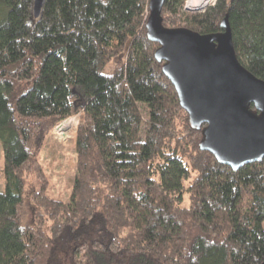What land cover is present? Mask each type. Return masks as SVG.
<instances>
[{
  "label": "trees",
  "instance_id": "obj_1",
  "mask_svg": "<svg viewBox=\"0 0 264 264\" xmlns=\"http://www.w3.org/2000/svg\"><path fill=\"white\" fill-rule=\"evenodd\" d=\"M45 1L36 18L34 0H0V264H262L264 159L233 170L201 149L148 38L150 0ZM185 3L165 0L164 26L217 33L228 15L264 79V0ZM79 113L65 201L40 152Z\"/></svg>",
  "mask_w": 264,
  "mask_h": 264
},
{
  "label": "water",
  "instance_id": "obj_2",
  "mask_svg": "<svg viewBox=\"0 0 264 264\" xmlns=\"http://www.w3.org/2000/svg\"><path fill=\"white\" fill-rule=\"evenodd\" d=\"M45 0H34L35 17ZM165 0H150L148 38L159 43L156 59L174 84L200 147L238 170L264 159V79L238 58L228 15L224 30L202 34L163 24ZM254 107L252 108V106ZM264 264V262L262 263Z\"/></svg>",
  "mask_w": 264,
  "mask_h": 264
},
{
  "label": "rangeland",
  "instance_id": "obj_3",
  "mask_svg": "<svg viewBox=\"0 0 264 264\" xmlns=\"http://www.w3.org/2000/svg\"><path fill=\"white\" fill-rule=\"evenodd\" d=\"M215 1V2H214ZM219 0H213L211 2L208 3V6L205 8L208 9L211 6H215L216 2H218ZM187 2V0H186ZM212 2H214L212 4ZM186 6V3H185ZM198 9V8H197ZM203 9V8H200ZM185 10L187 11H191V12H195L196 10H190L185 8ZM205 10L203 12H205ZM199 12V11H197ZM115 63L110 64L107 69L106 72L109 74L113 71L114 67H115ZM79 116L80 113L78 114V116L75 117H70L72 119H74V123L72 125V127L68 128L71 124L69 123L67 125L68 130L66 131V135H64L61 131H58V126L56 128H54L51 131V134H49V136L46 138V144L43 147V149L40 152V162L42 163V165L44 166L47 174L50 176L51 178V186L52 189L50 191V194H52V196L60 199L62 198L65 201H70L71 198V192L73 190L74 187V181L76 178V170H77V152L75 150V136L77 134V127L79 125ZM67 118V119H70ZM4 165V159H3V154L1 151V147H0V190L4 188V181L2 178V168ZM28 187L29 190H33L34 187V179L30 178L29 182H28ZM96 228V227H95ZM97 229H99L97 227ZM93 238H100L101 234L98 233V231L94 230L93 232ZM66 246V245H65ZM109 253H105V254H100L99 255V260L100 264H117L119 261H116L111 259L110 261L107 259L109 258ZM124 260H121V263L118 264H127L128 261H130V259L127 258H121ZM64 264H72L75 263L74 259L72 258L71 260H67L66 258L63 260Z\"/></svg>",
  "mask_w": 264,
  "mask_h": 264
},
{
  "label": "bare ground",
  "instance_id": "obj_4",
  "mask_svg": "<svg viewBox=\"0 0 264 264\" xmlns=\"http://www.w3.org/2000/svg\"><path fill=\"white\" fill-rule=\"evenodd\" d=\"M213 0H187L185 8L190 9V10H196L195 12H203L205 8L207 7L206 5ZM215 2V1H214ZM212 2V4L214 3ZM205 7V8H204ZM198 8V9H197ZM204 8V9H200ZM71 124L68 128L72 127L74 120L68 119L66 123L62 126L61 130H68L67 125ZM234 170V169H233Z\"/></svg>",
  "mask_w": 264,
  "mask_h": 264
},
{
  "label": "built area",
  "instance_id": "obj_5",
  "mask_svg": "<svg viewBox=\"0 0 264 264\" xmlns=\"http://www.w3.org/2000/svg\"><path fill=\"white\" fill-rule=\"evenodd\" d=\"M73 117H75V116H73ZM70 119H72V118H70ZM68 120V119H67ZM67 120H65V121H63V122H61L60 124H58L57 126H58V131H61L64 135H66V131L67 130H61V128H62V126L64 125V123H66L67 122ZM72 120H74V119H72ZM75 121V120H74Z\"/></svg>",
  "mask_w": 264,
  "mask_h": 264
},
{
  "label": "crops",
  "instance_id": "obj_6",
  "mask_svg": "<svg viewBox=\"0 0 264 264\" xmlns=\"http://www.w3.org/2000/svg\"><path fill=\"white\" fill-rule=\"evenodd\" d=\"M2 188H4V185H3V187H2ZM2 191H3V189H1V190H0V192H2Z\"/></svg>",
  "mask_w": 264,
  "mask_h": 264
}]
</instances>
